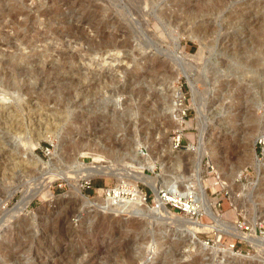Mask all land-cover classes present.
<instances>
[{
	"label": "rangeland",
	"instance_id": "374dc122",
	"mask_svg": "<svg viewBox=\"0 0 264 264\" xmlns=\"http://www.w3.org/2000/svg\"><path fill=\"white\" fill-rule=\"evenodd\" d=\"M196 165L234 230L177 222L214 225L185 208ZM137 174L181 204H81ZM61 263L264 264V0H0V264Z\"/></svg>",
	"mask_w": 264,
	"mask_h": 264
},
{
	"label": "bare ground",
	"instance_id": "6f19581e",
	"mask_svg": "<svg viewBox=\"0 0 264 264\" xmlns=\"http://www.w3.org/2000/svg\"><path fill=\"white\" fill-rule=\"evenodd\" d=\"M111 57H114V55H111ZM109 59H110V57L105 58V60H109ZM171 90L173 92V98L177 97V95H178L177 91H174L175 89L174 90L171 89ZM71 147L72 148L74 147V149L79 150L78 144H74ZM198 169L199 168L197 167V165L194 166L193 175H192V178L194 179V181L192 182V187L190 189H188V192L190 190V194L194 193L192 195V197H189L192 199L191 200L192 204L185 203V208H186V211H188L192 215L198 214L200 212L201 213L204 212V213L208 214L210 216V218L213 220L214 225H209V226L203 225L198 221V219H192V220L183 219L182 221L178 220L177 222L181 225H183V224L187 225L189 232H191L193 235L197 232L200 233L203 231H210V230H216V232H217V231H219V229H221V227H224L227 231L234 230L233 225L228 224V223H222L219 220V218L213 214V212L211 210V206L213 205V203L210 204V202L205 197V193L203 191V184L201 182V178H200V174H199L200 171ZM107 173L113 174V177L118 176V174H116L115 171H112V169H110L108 167L105 168V167L100 166V165L86 166V168L82 169L78 175H80V178H90V177H94V176H104ZM68 178H73V177L69 176V177H67V179ZM122 182H124V181H122ZM138 183H142V184L148 186L152 190V192L154 194V200L156 203V208H155V210L154 209L153 210L156 213L157 212H159V213L166 212V207L164 204L166 201H172L173 200L176 204H179V203L181 204V202H182L181 198H180V196H181L180 194L179 195H172L174 199L171 197L165 198L166 195H165L164 199H163V197L159 196V190L162 188L168 189V184H163L162 186L158 187V184L156 183V181L154 179H152L151 177L146 176V175H138L137 174V176L134 177V183L129 185L128 189H125L124 187L116 188L115 191L112 192L113 197H111V194L106 193V194H108V197L106 199L101 198L102 190L99 189L98 190V196L96 198L89 199V198L83 197V198H81V200H82L81 204L90 203V204H94V205H98V206L99 205L103 206L104 208H110V209H113L115 211H119L121 209L122 210L126 209V210L130 211L131 213L145 214L147 212L145 209L146 204H145V202L142 201L141 194H139L141 192V190L138 187ZM125 187H127V186H125ZM129 190L132 191L130 194L131 197L124 195V193H126V191H129ZM120 192H121V195H120ZM190 194H189V196H191ZM35 196H39L42 200H49L51 197V192H50V190L47 189V187H41V188L26 192L24 194V196L22 197V199L19 201L18 205L11 211V215L9 216V218L15 216L16 214L19 213V211H21L23 208L27 207V205H29L31 199ZM187 199H188V197H187ZM191 201H190V203H191ZM197 202H199V204H197ZM48 205H49V203L45 202L43 206L48 208ZM69 210H71V208L67 209V212ZM67 216H69V215H67ZM219 243H220V241H219ZM219 243H218L219 257L225 258L231 252L229 249L221 248ZM119 250H121V249H116L115 253L119 254V252H118ZM65 252H66V249H63L62 254H61V258H63V255L65 254ZM234 256H235V254H234Z\"/></svg>",
	"mask_w": 264,
	"mask_h": 264
},
{
	"label": "built area",
	"instance_id": "2783aa9c",
	"mask_svg": "<svg viewBox=\"0 0 264 264\" xmlns=\"http://www.w3.org/2000/svg\"><path fill=\"white\" fill-rule=\"evenodd\" d=\"M171 147L174 149V148H176L177 146H178V144H179V137L177 136V137H174V138H172L171 139ZM88 182H85V185H86V187H88ZM124 188H127V187H125V186H123ZM142 191V190H141ZM131 192L132 191H126V193H124V195H127V196H129V197H131ZM168 194V192H164V191H161V192H159V194H160V196L162 197L163 196V194ZM139 194H141V199H142V201L143 202H145V203H147V195H146V193L144 192V191H142V192H140ZM120 195H121V192H120ZM167 202H172V201H167ZM173 203V205H175L174 204V202H172ZM176 206V205H175ZM182 211H185V209H184V207L182 206V207H179ZM240 228L242 227V226H239ZM244 228V227H243Z\"/></svg>",
	"mask_w": 264,
	"mask_h": 264
},
{
	"label": "trees",
	"instance_id": "16d2710c",
	"mask_svg": "<svg viewBox=\"0 0 264 264\" xmlns=\"http://www.w3.org/2000/svg\"><path fill=\"white\" fill-rule=\"evenodd\" d=\"M96 188H100V187H96Z\"/></svg>",
	"mask_w": 264,
	"mask_h": 264
}]
</instances>
